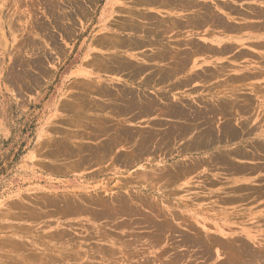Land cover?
Listing matches in <instances>:
<instances>
[{
  "label": "rangeland",
  "instance_id": "1",
  "mask_svg": "<svg viewBox=\"0 0 264 264\" xmlns=\"http://www.w3.org/2000/svg\"><path fill=\"white\" fill-rule=\"evenodd\" d=\"M118 3L0 0V264H264L263 69L190 65L205 46L161 38L264 36V7L179 0L183 20L129 37Z\"/></svg>",
  "mask_w": 264,
  "mask_h": 264
},
{
  "label": "crops",
  "instance_id": "2",
  "mask_svg": "<svg viewBox=\"0 0 264 264\" xmlns=\"http://www.w3.org/2000/svg\"><path fill=\"white\" fill-rule=\"evenodd\" d=\"M118 1L119 3L115 4L118 6L115 8L116 17L112 18L111 26L112 28H116L114 32L125 33L127 34L125 36L129 37H132V33H130L128 30H120L126 28L124 24H126L127 22L133 23L145 30L146 27L148 28V26L151 25L150 21H147L145 15L153 16V22L157 21L156 19H158L159 23H163V21L167 19H173L177 21L183 20L185 17L184 14L186 13H183L181 11L183 9H180L181 3L178 4V0H173L174 3L172 6L166 4L162 6V4H159V6L155 5L152 7L136 3L135 0ZM165 1L171 2L172 0ZM180 1L182 2L183 0ZM189 1L197 2L202 0ZM212 1L214 2L222 0ZM226 1L229 2L232 6L239 9V11H246L250 7H264V3L262 2V0H239L237 4H232L230 0ZM193 10H195L194 7L190 8L187 14H192L191 11ZM236 18L238 19L240 24L244 25H253V22H257V20L245 19L241 18L240 16H237ZM179 23L180 22H178V24L174 23V25H179ZM166 31L167 33L161 34V38L163 44L168 45V49L174 51L187 49L189 46H183L181 44H184V42L187 43L188 41L194 42L195 44H200L201 46H205L206 51L200 54H195L191 57V60L189 61L190 65L193 62H196V64L199 65L200 68L202 66L209 68L215 65H238L240 66L241 72H245L246 69L249 68H255L251 69L250 71H246L250 74L258 72L257 69H263V73L259 77L264 78V50L263 48H260L258 46V44H264V36H262L263 33L257 31L256 29L245 28L239 32H233L230 30L216 28L208 23L200 27H169V30H165V32ZM144 35V32H142V34L138 33L137 35H135V37L140 38ZM148 39L149 37L144 38V40ZM178 43L181 44L178 45ZM178 47H180L181 49H177ZM144 48L137 50L134 53L140 56L141 54H143L145 50ZM193 49L194 45L191 46V50ZM170 62L171 59L169 58L168 60L159 61L157 63L148 62L147 65H167V63L170 64ZM255 78L259 79L258 77ZM257 214L256 216L258 218H262L261 213H259V215ZM257 217H255V219H257Z\"/></svg>",
  "mask_w": 264,
  "mask_h": 264
},
{
  "label": "bare ground",
  "instance_id": "3",
  "mask_svg": "<svg viewBox=\"0 0 264 264\" xmlns=\"http://www.w3.org/2000/svg\"><path fill=\"white\" fill-rule=\"evenodd\" d=\"M148 1H149V0H148ZM150 1H151V2H150ZM150 1H149L150 3H154V2L157 1V0H150ZM149 2H148V3H149ZM178 2H179V0H178ZM139 3H141V2H139ZM147 5H148V4H147ZM193 5H196V4H193ZM197 6H198V5H197ZM200 6H201V5H200ZM198 8H200V7H198ZM226 8H228V7H226ZM211 11H212V10H211ZM209 14H210V13H209ZM215 14H216V13H215ZM142 16H144V15H142ZM201 17H202V15L200 16V18H201ZM219 17H220V16H219ZM261 17H262V16H261ZM193 18H194V17H193ZM202 18H204V17H202ZM220 18H221V17H220ZM143 19H144V18H143ZM186 19H187V18H186ZM204 19H207V18H204ZM210 19L212 20L213 18H210ZM210 19H209V20H210ZM218 19H219V18H218ZM218 19L215 20V18H214L215 21H217ZM152 20H154V18H151V19H150L151 28L154 27V28H157V29H158L159 27L162 26V24H161L162 22L159 23L158 19H156L157 21H155V22H153ZM163 20H164V19H163ZM188 20H190V22H191V20H193V19H192V18H191V19H187V20H186L187 22L185 21V23H187L186 25L190 24V22L188 23ZM196 20H197V19H196ZM198 20H199V19H198ZM221 20H222V19H221ZM127 21H128V20H127ZM151 21H152V22H151ZM166 21H170V20H168V19L165 20V23H167ZM193 21H194V20H193ZM201 21H202V20H200V22H201ZM204 21H205V20H204ZM204 21H202V22L204 23ZM212 21H213V20H212ZM218 21H220V20H218ZM218 21H217V22H218ZM170 22L172 23V21H170ZM202 22H201V23H202ZM209 22H210V21H209ZM150 23H149V24H150ZM154 23H155V24H154ZM163 23H164V21H163ZM174 23L176 24V22H174ZM174 23H172V24L174 25ZM180 23H181V22H180ZM180 23H179V26L181 25ZM182 23H183V22H182ZM193 23L196 24V22H192V23H191L192 26L194 25ZM207 23H208V22H207ZM211 23H212V22H211ZM149 24H148V25H149ZM168 24H169V23H168ZM172 24H171V25H172ZM177 24H178V23H177ZM191 24H190V25H191ZM197 24H199V21L197 22ZM231 24H232V23H231ZM124 25H125V24H124ZM134 25H135V24H134ZM169 25H170V24H169ZM182 25H183V24H182ZM182 25H181V26H182ZM199 25H200V24H199ZM202 25H203V24H202ZM176 26H178V25H176ZM181 26H180V27H181ZM183 26H184V25H183ZM195 26L197 27V25H195ZM217 26H218V25H217ZM219 26H220V25H219ZM219 26H218V27H219ZM222 26H223V25H222ZM255 26H259V25H255ZM255 26H253L252 29H253V28L255 29ZM126 27H128V25H127ZM129 27H130V25H129ZM132 27H133V26H132ZM247 27H249V26H247ZM135 28L138 29L137 26H136ZM220 28H221V27H220ZM226 28H227V27H226ZM245 28H246V27H245ZM256 28H257V27H256ZM129 29H130V28H129ZM227 29H228V28H227ZM232 29L234 30V29H236V28H232ZM131 30H132V28H131ZM140 30H141V29H140ZM228 30H229V29H228ZM237 30H239V29H237ZM145 31H146V30H145ZM230 31H231V28H230ZM234 31H236V30H234ZM234 31H233V32H234ZM142 32H143V31H142ZM157 32H158V31H157ZM153 33H154V31H153ZM113 44H114V43H113ZM125 46H128V45H125ZM195 51H196V50H195ZM193 54H194V53H193ZM159 55H160V53H159ZM163 56H164V55H163ZM114 57H116V56H114ZM118 58H119V57H118ZM114 60H115V59H114ZM117 60H118V59H117ZM122 60H123V59H122ZM101 62H102V61H101ZM109 62H110V61H109ZM125 63H126V61H125ZM131 63H132V62H131ZM175 63H176V62H175ZM111 64H112V63H111ZM120 64H121V63H120ZM126 64H128V63H126ZM122 65H123V64H122ZM134 65H135V64H134ZM136 65H137V64H136ZM113 67H114V66H111V68H113ZM144 67H145V66H144ZM144 67H143V68H144ZM118 68H119V67H118ZM118 68H116V69H118ZM139 68H140V67H139ZM121 69H122V68H121ZM171 69H173V68H171ZM113 70H115V68H113ZM176 70H177V69H176ZM160 71H161V70H160ZM177 71H178V70H177ZM132 72H133V71H132ZM133 73H134V72H133ZM172 74H173V73H172ZM125 76H127V75H125ZM131 78H132V77H131ZM102 89H103V88H102ZM125 90H126V89H125ZM99 91H100V90H99ZM104 93H106L105 90H104ZM113 95H116V94H113ZM125 95H126V94H125ZM131 96H132V95H131ZM130 98H131V97H130ZM127 99H128V98H127ZM121 100H122V99H121ZM124 101H125V102H123V103H126V100H124ZM132 101H133V100H132ZM134 101H135V100H134ZM136 103H137V102H136ZM91 104H92V103H91ZM103 104H104V103H103ZM127 104H128V103H127ZM132 104H134V103H132ZM147 104H148V102H147ZM129 105H131V104H129ZM140 105H141V104H140ZM142 105H143V104H142ZM80 106H81V105H80ZM100 106H101V105H100ZM106 106H107V105H106ZM120 106H121V105H120ZM109 107H110V106H109ZM123 107H124V106H123ZM117 108H118V107H117ZM133 108H134V106H133ZM141 108H142V106H141ZM119 109H120V108H119ZM129 109H130V108H129ZM71 110H72V108H71ZM120 110H121V109H120ZM127 110H128V109H127ZM122 112H123V110H122ZM117 114H118V113H117ZM100 121H101V120H100ZM97 124H98V123H97ZM102 124H103V123H102ZM185 126H186V124H185ZM189 127H190V126H189ZM96 128H97V127H96ZM187 128H188V126H187ZM184 129H185V128H184ZM184 131H185V130H184ZM224 131H225V130H224ZM231 133H232V132H231ZM129 137H130V136H129ZM159 140H160V139H159ZM205 142H206V141H205ZM214 143H215V142H213L212 144H214ZM190 144H192V143H190ZM190 144H189V145H190ZM200 144H203V143L201 142ZM206 144H207V143H206ZM183 145H184V144H183ZM193 145H195V144H193ZM209 145H210V144H209ZM104 146H105V145H104ZM159 146H160V145H159ZM195 146H196V145H195ZM197 147H198V146H197ZM103 149H104V148H103ZM103 149H102V150H103ZM80 150H81V149H80ZM84 150H85V149H84ZM181 150H182V149H181ZM84 152H85V151H84ZM86 159H87V158H86ZM177 175H178V174H177Z\"/></svg>",
  "mask_w": 264,
  "mask_h": 264
}]
</instances>
